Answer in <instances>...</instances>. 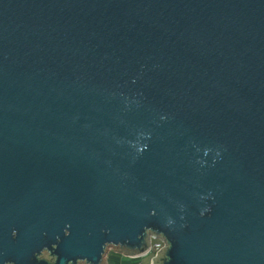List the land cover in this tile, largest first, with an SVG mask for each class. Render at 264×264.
<instances>
[{
	"label": "water",
	"instance_id": "95a60500",
	"mask_svg": "<svg viewBox=\"0 0 264 264\" xmlns=\"http://www.w3.org/2000/svg\"><path fill=\"white\" fill-rule=\"evenodd\" d=\"M150 237L264 264V0H0V264Z\"/></svg>",
	"mask_w": 264,
	"mask_h": 264
},
{
	"label": "crops",
	"instance_id": "0c3cea01",
	"mask_svg": "<svg viewBox=\"0 0 264 264\" xmlns=\"http://www.w3.org/2000/svg\"><path fill=\"white\" fill-rule=\"evenodd\" d=\"M143 257L140 258H128L125 256L119 257L116 254L114 256L109 257L105 256L104 257V263L103 264H142ZM146 264H151V259L147 260Z\"/></svg>",
	"mask_w": 264,
	"mask_h": 264
},
{
	"label": "rangeland",
	"instance_id": "374dc122",
	"mask_svg": "<svg viewBox=\"0 0 264 264\" xmlns=\"http://www.w3.org/2000/svg\"><path fill=\"white\" fill-rule=\"evenodd\" d=\"M157 240H160V239H156V241H157ZM163 247H164V245H161V247H160L161 250L163 249ZM161 250H160V251H161ZM155 252H156V253H155ZM155 252H153V254H149L148 256H144V257L142 258V260H141V261H143L142 264H146V263H147V260L152 259V258H154L155 256H157L159 250H156ZM114 254H116V255L119 256V257L125 256V254L121 253L117 248H108V249L106 250V254H105V256L112 257V256H114ZM125 257H126V256H125Z\"/></svg>",
	"mask_w": 264,
	"mask_h": 264
},
{
	"label": "built area",
	"instance_id": "2783aa9c",
	"mask_svg": "<svg viewBox=\"0 0 264 264\" xmlns=\"http://www.w3.org/2000/svg\"><path fill=\"white\" fill-rule=\"evenodd\" d=\"M161 245H164L163 241H161V240L156 241V239L150 237L149 238V250H148V253L146 254V256H148L149 254H153V252H155L156 250L160 251Z\"/></svg>",
	"mask_w": 264,
	"mask_h": 264
},
{
	"label": "clouds",
	"instance_id": "9594fccd",
	"mask_svg": "<svg viewBox=\"0 0 264 264\" xmlns=\"http://www.w3.org/2000/svg\"><path fill=\"white\" fill-rule=\"evenodd\" d=\"M15 235V233H13V236ZM45 256H47V252L44 253ZM8 264H11V262H8Z\"/></svg>",
	"mask_w": 264,
	"mask_h": 264
}]
</instances>
